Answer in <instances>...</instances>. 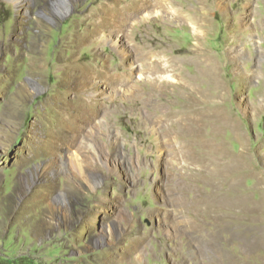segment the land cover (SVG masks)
I'll use <instances>...</instances> for the list:
<instances>
[{"label":"rangeland","instance_id":"374dc122","mask_svg":"<svg viewBox=\"0 0 264 264\" xmlns=\"http://www.w3.org/2000/svg\"><path fill=\"white\" fill-rule=\"evenodd\" d=\"M117 1L0 0V264H264V0L149 9L127 64L77 39Z\"/></svg>","mask_w":264,"mask_h":264},{"label":"bare ground","instance_id":"6f19581e","mask_svg":"<svg viewBox=\"0 0 264 264\" xmlns=\"http://www.w3.org/2000/svg\"><path fill=\"white\" fill-rule=\"evenodd\" d=\"M163 2L161 3L162 5L158 4V6L152 5V4L149 6V4L144 3L142 0H132L130 3H127L123 0H119V1L114 2V3L101 4L97 10L95 9L92 11V13L88 14L87 20H88V22L90 21V23L87 26V28L85 29L84 33L78 35L77 39L79 42L85 43L87 41L88 37L90 39L92 37H99V39L104 44H108V45L112 46L117 51V53H119L123 57V64H127L128 60L130 59V54H129V49L127 47L122 46L121 40H122V37L124 36L122 33L126 31L125 29L127 27H129V25H132L134 23L133 21L135 19H138V18L146 19L147 16L149 17V15H147V10L149 11V9L152 10L154 8H157V7L159 8V5L161 7H165L167 10H169L172 13V16L174 18L179 19V20H183L184 22L189 21L193 25V27L195 28L196 33H200L201 32L200 30H204V28L208 25L207 23H205L206 15H204V16L200 15V13L202 14V12H200L201 10H198V12L195 11L194 14L192 15L188 12H184L182 10H179L176 7V5L172 2H170L169 0H164ZM202 9H203V11L205 10L204 8H202ZM155 14L158 15L160 13L158 11H156ZM102 16H104V18ZM124 34H127V33H124ZM126 36L130 37L131 35L127 34ZM131 50H132V53L135 55V57H137L138 62H136V60H135V62L132 63L131 73L129 74L130 78H132V76L135 72V69H140L143 71V69H148V67L150 65V64L145 63L146 57L148 55L145 53L146 50H148V47L145 44H143V45L135 44L132 46ZM151 65L155 66V69H156V67H157L156 64L154 65V63H153ZM166 65L168 66L169 63ZM153 66H151V67H153ZM88 67H89L88 70L90 72L93 71L96 73H100L103 71V68H101L97 65L96 66L90 65ZM109 69H111V68H109ZM167 69L169 70V68H167ZM152 70H153V68H152ZM169 72H170V70H169ZM153 73H154V70H153ZM168 78H170V77H168ZM132 89H131V87L127 86V87L121 88L120 90L123 93H132ZM111 92L116 93L117 91L114 90ZM185 101H187V100L185 99ZM186 103L187 102H185L184 105L187 106L188 103L187 104ZM188 106L191 108V105H188ZM185 108H187V107H184V110H185ZM190 108H189V110H190ZM79 111H81L80 113L85 115V114H89L92 110L90 107L82 106V107H80ZM79 115H81V114H79ZM217 117L221 118V115L215 114L211 119L216 120ZM69 121H71V120H68V122ZM201 121H203V119H201ZM199 126L202 127L201 125H199ZM200 131L201 130H199L198 132H200ZM215 140L216 139H214V141ZM213 144H214V142L212 143L211 147L213 146ZM69 162H74L76 164V166H78V167L80 165L79 158H70Z\"/></svg>","mask_w":264,"mask_h":264}]
</instances>
